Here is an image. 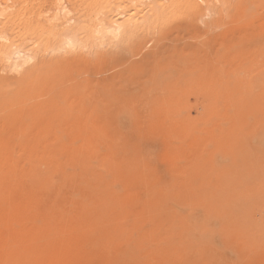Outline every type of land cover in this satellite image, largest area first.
Segmentation results:
<instances>
[{
  "label": "rangeland",
  "instance_id": "rangeland-1",
  "mask_svg": "<svg viewBox=\"0 0 264 264\" xmlns=\"http://www.w3.org/2000/svg\"><path fill=\"white\" fill-rule=\"evenodd\" d=\"M193 1L0 0V264H264V0Z\"/></svg>",
  "mask_w": 264,
  "mask_h": 264
},
{
  "label": "bare ground",
  "instance_id": "bare-ground-1",
  "mask_svg": "<svg viewBox=\"0 0 264 264\" xmlns=\"http://www.w3.org/2000/svg\"><path fill=\"white\" fill-rule=\"evenodd\" d=\"M186 1V3L188 4V6H193L194 5V1L193 0H185ZM207 1V0H206ZM245 1V0H244ZM251 1H253V0H251ZM139 2V1H138ZM254 3H255V1H254ZM60 6V5H59ZM245 9V8H244ZM246 11V10H245ZM253 11V10H252ZM97 12V11H96ZM99 12H100V10H99ZM98 12V13H99ZM96 15H97V13H96ZM120 22V21H119ZM109 23V22H108ZM114 24V23H113ZM118 24V23H117ZM117 24H114V25H111V26H108V27H104V25L103 26H101V27H103V28H101L100 26H99V24H98V28L94 31V35H95V37L94 38H99L100 36H103V38L105 37H108V38H110L111 40H117L118 38H119V36H120V32H121V28H123V27H121L122 25H117ZM209 25V24H208ZM87 31V30H86ZM89 33H91V32H89ZM91 35V34H90ZM102 38V37H101ZM122 38V37H121ZM72 42V41H71ZM115 43V42H114ZM69 45H71V43L69 44ZM256 45V44H255ZM16 52V51H15ZM17 52H19V51H17ZM20 53V52H19ZM16 53V54H14V53H12V54H14L15 56L14 57H8L7 55V57H6V61H7V63H9V69H10V71H11V73L12 74H15V75H20V73L22 72V70H24V68H25V66L28 64V63H30L31 62V59L32 58H30L29 56H25V55H22V54H25V53ZM219 68H220V66H219ZM191 73V72H190ZM182 76V75H181ZM192 76V74H190V77ZM194 76V75H193ZM61 81V80H60ZM60 84V83H59ZM58 84V85H59ZM80 85V84H79ZM51 86V85H50ZM55 86V85H54ZM103 86V85H102ZM74 87V86H73ZM76 87V86H75ZM95 87V86H94ZM172 87V86H171ZM180 88V87H179ZM71 89H72V87H71ZM101 90V89H100ZM108 91V90H107ZM179 92V91H178ZM67 93V92H66ZM101 93V92H100ZM61 95V94H60ZM107 95V94H106ZM111 95V94H110ZM113 97V96H112ZM152 97V96H151ZM172 98H173V96H172ZM104 99V98H103ZM178 99V98H177ZM47 102V101H46ZM154 102V101H153ZM178 102V101H177ZM91 103V102H90ZM169 103V102H168ZM42 104V103H41ZM108 104V103H107ZM144 104V103H143ZM86 105H88V104H86ZM97 105V104H96ZM109 105V104H108ZM173 105V104H172ZM181 105V104H180ZM169 106V105H168ZM177 106V105H176ZM45 107H46V105H45ZM96 108H97V106H95ZM56 109H57V107H56ZM61 109V108H60ZM110 109V108H109ZM108 109V110H109ZM46 110V109H45ZM49 110V109H48ZM104 110V109H103ZM107 110V109H106ZM89 111V110H88ZM172 111V110H171ZM181 111V110H180ZM77 112V111H76ZM87 112V111H86ZM90 112V111H89ZM106 112V111H105ZM170 114V113H169ZM100 115V114H99ZM176 115H177V113H176ZM71 117V116H70ZM100 117V116H99ZM38 118V117H37ZM65 119V118H64ZM54 121V120H53ZM105 121V120H104ZM55 122V121H54ZM56 123V122H55ZM103 124V123H102ZM83 125V124H82ZM96 125V124H95ZM80 126V125H79ZM77 127V126H76ZM78 128V127H77ZM59 129V128H58ZM101 129V128H100ZM89 130V129H88ZM81 131V130H80ZM82 132V131H81ZM83 133V132H82ZM88 133V132H87ZM89 134V133H88ZM86 135V134H85ZM87 136H89V135H87ZM83 137V136H82ZM6 139V138H5ZM79 139V138H78ZM86 139V138H85ZM88 140H90V136L86 139V142L85 143H88ZM80 141V140H79ZM85 141V140H84ZM83 141V142H84ZM73 144H75V143H73ZM83 144V143H82ZM9 147V146H8ZM1 171V170H0Z\"/></svg>",
  "mask_w": 264,
  "mask_h": 264
}]
</instances>
